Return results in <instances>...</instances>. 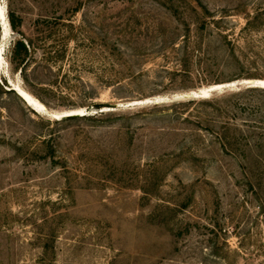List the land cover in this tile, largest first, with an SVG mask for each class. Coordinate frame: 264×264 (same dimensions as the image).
<instances>
[{
  "label": "rangeland",
  "instance_id": "1",
  "mask_svg": "<svg viewBox=\"0 0 264 264\" xmlns=\"http://www.w3.org/2000/svg\"><path fill=\"white\" fill-rule=\"evenodd\" d=\"M1 3L22 35L0 70V264H264V92L228 114L258 142L244 152L201 107L142 103L264 80V0ZM17 40L37 48L25 76ZM69 110L87 116L55 119Z\"/></svg>",
  "mask_w": 264,
  "mask_h": 264
},
{
  "label": "trees",
  "instance_id": "2",
  "mask_svg": "<svg viewBox=\"0 0 264 264\" xmlns=\"http://www.w3.org/2000/svg\"><path fill=\"white\" fill-rule=\"evenodd\" d=\"M7 18L9 26L12 32L16 34H21L20 28L22 25V20L20 16L10 7L8 8ZM203 29V27H202ZM35 44L32 40H17L14 43L10 60L11 63L15 66V69L20 70L21 74L23 73L25 76L27 66L31 62L32 54L36 51ZM45 49V48H44ZM46 50H48L46 48ZM50 51V50H48ZM257 93V92H264L262 89H244L243 91H233L226 95H222L219 97H213L209 99H196V100H189L183 101L179 103H173L170 105L171 108H183L187 112L190 109L189 107H201L203 109L204 118L201 119L199 116L195 118L198 120L196 125H202L203 123H218L217 130L220 132L215 138V141L220 145V148L224 152H244L246 150H250L252 146L254 148L258 147V142H254L252 145L248 142L247 136H237L236 133L239 132V128L236 126L235 123L228 121V114L230 113L231 109H236L239 107L238 101L235 98L244 93ZM197 114L200 113L201 110H197L194 108ZM208 111V112H206ZM191 113V112H190ZM227 121H219V119L225 118ZM75 117L72 118H65L62 119L61 122L72 121L75 120ZM187 120V119H186ZM185 119L183 121H186ZM189 121V120H187ZM219 121V122H216ZM234 121V120H233ZM202 127V126H201ZM207 129V128H206ZM252 129H256L254 126ZM210 131H213L209 128Z\"/></svg>",
  "mask_w": 264,
  "mask_h": 264
},
{
  "label": "water",
  "instance_id": "3",
  "mask_svg": "<svg viewBox=\"0 0 264 264\" xmlns=\"http://www.w3.org/2000/svg\"><path fill=\"white\" fill-rule=\"evenodd\" d=\"M6 11V17H7V10ZM1 20V18H0ZM7 23H8V18H7ZM1 24V21H0ZM9 25V23H8ZM1 27V26H0ZM241 89H262L260 88V86H258L255 82V79H249V80H245V81H235L234 83H230V84H226V86H222L221 88L218 87H210L207 88L205 91L202 90H197V91H191L182 95H176L172 98H156L153 99L149 102L145 101L142 102L144 104H159L158 102H160V104H165V103H172V102H176V101H189V100H196V99H209L211 96H213L214 94H219V93H223L226 90L228 91H240ZM11 90L14 91L13 87L11 86ZM139 103V104H142ZM133 104H128L127 107L132 106ZM135 105V104H134ZM120 105L117 104H94L92 106V110L90 111V113L93 114H97V113H103V112H112L115 111L117 108H119ZM87 115L85 114H61L60 118L61 119H65V118H72V117H86ZM58 119V120H61Z\"/></svg>",
  "mask_w": 264,
  "mask_h": 264
},
{
  "label": "bare ground",
  "instance_id": "4",
  "mask_svg": "<svg viewBox=\"0 0 264 264\" xmlns=\"http://www.w3.org/2000/svg\"><path fill=\"white\" fill-rule=\"evenodd\" d=\"M0 18H1V45H0V70L3 68L2 63H3V54H4V49H5V42L9 39L11 36L12 32L9 30V25L7 23V17H6V12L5 8L3 7L1 0H0ZM245 81V80H242ZM247 81V80H246ZM229 82V83H224L221 85H215L211 87H218L221 88L222 86H226V84L234 83ZM256 84L260 86V88L264 89V80H255ZM12 87L15 91V93L30 107L32 108L35 112L39 113L44 110L43 106L34 98L32 97L22 86L17 85V84H12ZM210 88V87H208ZM207 88L200 89L202 91H205ZM206 92V91H205ZM158 99V98H157ZM162 99V98H161ZM146 101V100H145ZM151 101V100H150ZM149 102V101H147ZM160 104V102H158ZM46 109V108H45ZM46 111V110H45ZM84 112V110H69V111H64L61 113H55L57 116L55 119H61L60 115L61 114H81ZM55 117V116H54Z\"/></svg>",
  "mask_w": 264,
  "mask_h": 264
}]
</instances>
